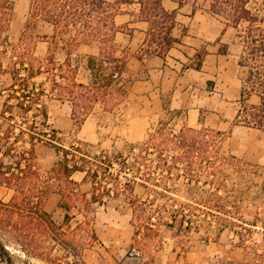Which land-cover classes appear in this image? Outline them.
<instances>
[{"label": "rangeland", "instance_id": "rangeland-1", "mask_svg": "<svg viewBox=\"0 0 264 264\" xmlns=\"http://www.w3.org/2000/svg\"><path fill=\"white\" fill-rule=\"evenodd\" d=\"M0 1H7L11 10L0 38V162L15 163L19 154L30 148L27 135L33 125L37 129L34 133L44 130L51 135L52 130L56 131L64 148L74 140L83 144L87 167L98 173L97 179H85L83 172L71 176L78 185V195L85 194L91 202L84 215L94 228L96 241L83 251L85 263L264 264V168L246 165L220 150L218 134L187 128L180 124L176 113L165 110L158 118L143 123L138 106L144 102L147 88L140 85L132 90V85L146 80L144 69L135 74L125 66L121 78L105 86L103 76L94 77L87 65V57L96 55L99 45H79L69 51L58 43L53 49L51 36L46 35L50 28L29 15L30 0ZM253 2L261 8L259 0ZM198 4L201 6L196 12L224 25L220 17L206 11L203 0ZM193 5L191 0L184 11L191 12ZM12 21L19 27L16 36L8 32ZM239 30L229 29L225 40L244 35L243 28ZM117 46L118 56L126 57L127 63L129 53ZM148 50L151 48L147 46L138 58ZM50 55L56 64L68 61L76 81L92 86L91 91L99 95L83 121L72 117L69 102L50 94L48 75L27 76L20 70L18 77L13 76V69H19L21 61L28 64L33 60L36 67L37 61H45ZM97 64L104 69L109 66L103 57ZM195 64L196 58L191 66ZM246 65L241 75L243 87L248 88L245 82L249 62ZM24 89L35 93L43 90L42 96L32 98L34 103L28 112H23L15 99H9L13 91L19 96ZM41 108L47 113L45 128L40 126L44 121L38 113ZM16 138L13 158L2 157ZM32 152L31 165L36 174L24 183L44 190L40 207L61 224L65 186L55 172L57 153L48 143L37 141ZM99 153L113 163L110 172L114 176L121 162L131 165V171L121 174L117 186L96 158ZM125 178L133 182L132 191L126 188ZM106 189L113 190L109 196ZM14 194L0 182V201L7 203ZM84 221L82 215L73 214L69 226L73 229ZM37 243L38 251L47 250L48 243L41 235H37ZM5 244L15 264H44L23 254L18 246Z\"/></svg>", "mask_w": 264, "mask_h": 264}, {"label": "trees", "instance_id": "trees-1", "mask_svg": "<svg viewBox=\"0 0 264 264\" xmlns=\"http://www.w3.org/2000/svg\"><path fill=\"white\" fill-rule=\"evenodd\" d=\"M173 1L179 8H183L191 0ZM198 1L193 0L192 14L200 9L201 5ZM259 1L260 9L254 6L253 0H203V3L207 4L208 13L223 20L225 27H231L237 31L243 28L244 35L237 36L243 45V55L238 64L244 68L247 67L246 61L249 62L248 78L245 82L249 87L242 88V101L249 94L257 93L261 104L256 108L245 109V117L242 120H240L241 117L238 119L243 125L264 132V0ZM131 3L133 0H30L29 15L52 27L53 49L57 48L58 43H62L63 47L69 51L79 45H99L98 53L87 57L88 69L94 77L103 76L105 86H110L112 82L121 78L126 66V57L118 56L119 48L114 41L115 34L120 32V28L114 24V17L122 11L123 6ZM161 3L162 0H137L140 17L150 26L146 41L148 48H151L148 54L158 56H164L176 42L171 36L176 23V13L165 10ZM10 11L9 3L0 1V38L10 21ZM202 55L203 53L196 55L194 65L196 70L201 67ZM100 57L108 62V68L104 69L102 65L97 64ZM32 62L33 60H30L26 64L21 61L19 69H13L15 73L13 76L18 77L20 70L27 76L48 75L50 94L56 100L69 102L72 107V117L75 121H83L89 114L91 104L99 97L91 91L92 86L76 81L74 70L71 69L68 61L56 64L53 56L50 55L45 61H37L36 67ZM20 82H23V79ZM16 94L17 92L13 91L9 99H15L19 108L23 112H28L31 104L34 103L32 98L42 96L43 90L35 93L24 89L19 96ZM8 108L11 109V107ZM38 113L44 120L40 126L45 128L46 110L41 108ZM30 129L31 133L27 135L30 148L22 151L15 163L7 161L4 165L3 161L0 162V182L7 188L13 189L15 193L9 202L0 201V264H15L5 243L18 246L23 254L44 264H87L82 257L83 251L96 241L94 228L84 215L91 202L86 199L85 194L78 195V185L71 176L75 172H83L85 179L90 177L97 179L98 173L87 167V161L84 158L86 154L81 142L74 140L64 148L56 131L52 130L49 135L44 130L34 133L33 131L37 130L34 125ZM20 135H24L23 131H20ZM34 141L48 143L55 149L59 158L55 172L59 178H62L65 186L61 204L65 215L61 224L54 222L50 214L41 209L40 203L44 190L29 187L24 183L28 176L36 174L31 165ZM16 142L17 138L1 154L2 157L13 158L11 154ZM76 154L81 157H77ZM96 158H99V162L105 166L104 171L115 186L125 170L131 171L129 163L121 162L114 176L110 172L113 163L104 153H99ZM125 180L126 188L132 191L133 182L126 178ZM112 191V189H106V196H109ZM33 198L37 200L35 203L32 201ZM91 199L95 202V195H92ZM101 200L99 199L98 203H101ZM73 214L82 215L85 221L71 229L69 224ZM37 235H41L48 243L46 251L37 250L39 249Z\"/></svg>", "mask_w": 264, "mask_h": 264}, {"label": "crops", "instance_id": "crops-1", "mask_svg": "<svg viewBox=\"0 0 264 264\" xmlns=\"http://www.w3.org/2000/svg\"><path fill=\"white\" fill-rule=\"evenodd\" d=\"M161 4L176 13L171 32L176 42L164 56L145 54L138 58L147 47L150 26L140 17L137 0L123 6L114 17V24L122 29L114 41L130 55L127 70L135 74L140 69L146 72V80L132 85V90L140 85L147 88L138 116L144 123L158 118L165 110L176 113L181 125L218 134L220 150L246 165L264 168V132L243 125L238 119L245 117V109L259 107L261 99L251 93L242 101V68L238 62L243 45L237 35L229 42L225 40L229 29H235L220 26L198 12L186 13L173 0H162ZM46 26L51 30L46 35L52 36V27ZM8 32L16 36L19 27L12 21ZM200 51L202 64L196 70L191 64Z\"/></svg>", "mask_w": 264, "mask_h": 264}]
</instances>
